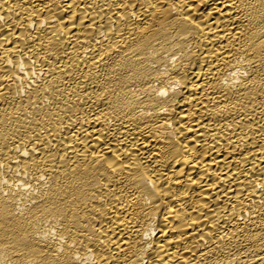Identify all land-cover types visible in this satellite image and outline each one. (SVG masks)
Listing matches in <instances>:
<instances>
[{
	"label": "bare ground",
	"instance_id": "6f19581e",
	"mask_svg": "<svg viewBox=\"0 0 264 264\" xmlns=\"http://www.w3.org/2000/svg\"><path fill=\"white\" fill-rule=\"evenodd\" d=\"M0 264H264V0H0Z\"/></svg>",
	"mask_w": 264,
	"mask_h": 264
}]
</instances>
